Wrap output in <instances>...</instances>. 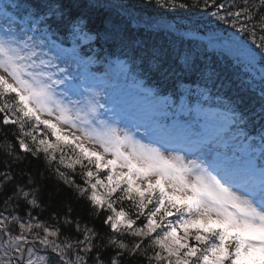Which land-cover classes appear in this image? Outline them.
<instances>
[{
    "label": "snow or ice",
    "instance_id": "obj_1",
    "mask_svg": "<svg viewBox=\"0 0 264 264\" xmlns=\"http://www.w3.org/2000/svg\"><path fill=\"white\" fill-rule=\"evenodd\" d=\"M155 3L202 7L208 23L235 30L230 43L198 41L199 29L143 20L124 4L103 5L119 16L94 30L75 2L0 0V264H264V0ZM134 27L171 40L150 43ZM92 43L120 50V73L135 66L160 84L143 89L139 115L103 81L85 83L96 59L82 45ZM202 47L247 70L238 87L259 93L254 135L243 98L228 95L234 81ZM213 99L227 116L220 127L204 107ZM124 201L129 210H117ZM22 203L26 215L14 214ZM42 205L52 224L31 222ZM93 218L106 229L89 227Z\"/></svg>",
    "mask_w": 264,
    "mask_h": 264
},
{
    "label": "trees",
    "instance_id": "obj_2",
    "mask_svg": "<svg viewBox=\"0 0 264 264\" xmlns=\"http://www.w3.org/2000/svg\"><path fill=\"white\" fill-rule=\"evenodd\" d=\"M65 4H71L73 2L79 4L81 7L78 9H73L74 12H84L86 15V18L88 19L89 28H92L94 30L100 29L102 30L105 26L106 22L111 20H116L119 16V10L115 7L111 8H105L103 5H117V4H124L126 6H130L128 9L131 11L135 16L147 20L150 17L154 19H162L164 21H167L169 23H175L176 19H196L199 20L202 15H206L204 13L203 8H196L192 7L189 9H171V8H161L156 3L155 0H152V3L149 4L148 0H94V2L98 5L97 7L90 8L88 5L90 3V0H62ZM187 2L189 4H195V0H177V3H184ZM226 3H232V0H225ZM237 4L243 3V0H235ZM235 10V9H234ZM208 23V22H207ZM218 22H214V26L212 27H205L204 29H201L199 32L203 35H208V32L212 31L210 34L215 35H233L234 29L230 27V25H225L223 23H219V26H217ZM133 31H135L138 35L142 36L144 39H147L150 43H156L161 45H166L170 40L171 37L165 35L164 33L160 34H149L145 32L142 28H133ZM242 35V34H241ZM61 39H64L65 37L62 35L60 37ZM258 42V38H257ZM248 43L251 44V40H248ZM115 52V56H121L120 50L117 48H111L109 45H105L104 49L101 50L99 43H92L91 45H86L83 47V53L88 56H93L97 60L102 61L105 59V54L109 52ZM201 55L203 58H206L208 60L214 61L218 67L222 69V72L226 74L231 80L234 81L232 88L229 90L228 95L233 96L235 99L237 96L242 97L244 102L240 105L242 108L241 110H247V114L249 115V124L248 127L252 130V132H255L256 129L260 127V118H259V102H258V96L259 93H256V96L253 97L250 94L241 91V89L238 87L240 83L241 78H247V72L246 69L242 64H237L236 61L233 59L232 55L228 57L230 54L227 50L221 51L220 49H213L210 47H202L201 48ZM111 57V56H110ZM138 73V71H137ZM155 79V78H154ZM156 80V79H155ZM153 84H155L153 82ZM156 88H159L160 85L155 84ZM213 94H215V90L213 91ZM255 112L257 115L252 116V113ZM0 144H2V141H0ZM2 151V149H0ZM37 165L36 161H33V170H35V167ZM79 170V169H78ZM103 175V174H102ZM77 180L79 182V177L77 176ZM3 200V196H0V201ZM121 206L125 208V210H129V202L124 201L123 205L116 204L115 207L118 209ZM77 210L80 211L82 207H86V205H77ZM4 205L2 202H0V211H3ZM13 209V205H9V210ZM53 209L46 207L45 205H42L39 209H33L32 210V216L34 219L31 221L33 224L35 223H48L52 224L54 221L49 219V216L51 215ZM14 214L19 216H25V207L24 204H21V207L19 209H16ZM83 214V213H81ZM4 215L7 216L8 213L4 212ZM133 218H135L133 216ZM95 223L94 225L90 223L89 227H97V228H103L106 229L107 226H104L101 224V220L93 218ZM171 219H175V217H171ZM9 220H11V217H9ZM144 218L141 217L140 220H137V225L139 226L141 224V221H143ZM16 233H19V227L16 226ZM155 235V234H154ZM7 237H4L6 239ZM29 239L31 240V236H29ZM42 247V246H41ZM3 256L2 250H0V257ZM5 259H7L5 257Z\"/></svg>",
    "mask_w": 264,
    "mask_h": 264
},
{
    "label": "rangeland",
    "instance_id": "obj_3",
    "mask_svg": "<svg viewBox=\"0 0 264 264\" xmlns=\"http://www.w3.org/2000/svg\"><path fill=\"white\" fill-rule=\"evenodd\" d=\"M74 99H75V97H74ZM79 133H77V135H78Z\"/></svg>",
    "mask_w": 264,
    "mask_h": 264
}]
</instances>
